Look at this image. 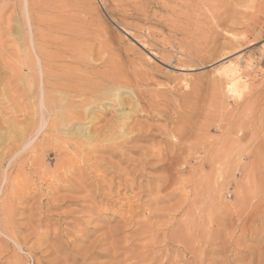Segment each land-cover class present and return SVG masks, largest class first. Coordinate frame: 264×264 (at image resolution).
<instances>
[{
    "label": "rangeland",
    "instance_id": "1",
    "mask_svg": "<svg viewBox=\"0 0 264 264\" xmlns=\"http://www.w3.org/2000/svg\"><path fill=\"white\" fill-rule=\"evenodd\" d=\"M0 82V264H264V0H0Z\"/></svg>",
    "mask_w": 264,
    "mask_h": 264
},
{
    "label": "bare ground",
    "instance_id": "2",
    "mask_svg": "<svg viewBox=\"0 0 264 264\" xmlns=\"http://www.w3.org/2000/svg\"><path fill=\"white\" fill-rule=\"evenodd\" d=\"M25 19H27V18H25ZM45 19V18H44ZM50 19V18H49ZM28 20V19H27ZM41 20H42V18H41ZM40 20V22H42ZM47 20H48V18H47ZM60 20H62V19H60ZM29 21V20H28ZM37 21H39V20H37ZM23 22H24V20H23ZM52 22L53 23H55V21H53L52 20ZM49 23H51L50 21H49ZM48 22L46 23V24H49ZM57 23V22H56ZM28 24V23H27ZM26 24V25H27ZM34 24V23H33ZM44 24H45V22H44ZM45 24V26H47ZM61 24V23H60ZM62 24H63V21H62ZM61 24V25H62ZM64 24H66V23H64ZM64 24H63V27H64ZM59 25V24H58ZM34 26V25H33ZM52 26V25H51ZM55 26V25H54ZM66 26V25H65ZM171 26H173V25H171ZM59 27H60V25H59ZM31 28H32V25H31ZM48 28V27H47ZM32 30V29H31ZM49 30H50V27H49ZM63 30V29H62ZM3 31V30H2ZM21 33V32H20ZM20 33H19V35H20ZM32 34V33H31ZM42 35H45V34H42ZM42 35H41V37H42ZM33 36H34V34H33ZM46 36V35H45ZM32 37V36H31ZM44 37V36H43ZM50 39V38H49ZM239 39V38H238ZM237 39V40H238ZM31 40H32V38H31ZM31 40H29V41H31ZM36 40V39H35ZM46 41V38H44L43 39V41ZM28 41V42H29ZM48 41H50V40H48ZM35 42V41H34ZM47 42V41H46ZM31 44V43H30ZM44 44V43H43ZM46 44V43H45ZM48 44V43H47ZM35 45H36V43H35ZM34 45V46H35ZM35 48V47H34ZM37 49V48H36ZM48 51V50H47ZM35 52H38V51H35ZM41 52V51H40ZM46 53H48V52H46ZM60 53V52H59ZM33 54V53H32ZM52 54H54V55H52ZM52 54H44V53H38L37 55H38V58H36V59H38V63L35 61V60H33L30 64H29V66L28 67H26L27 68V70L29 71V73H30V76H32L33 77V79H34V81L38 84V89H39V91H37V93L39 92V94H40V98L42 97V95H45V93H46V95H47V101H46V103H43V107H45V109L47 108L48 110H49V112H62V114L60 115H58V117L59 116H62V118H63V122H66V120H68V121H70L69 120V118H71L75 113L74 112H87V110L86 111H84V110H82L81 108H83V107H89L90 105H91V102H90V100H95L96 99V97L93 95V93L91 92L89 95L87 94V93H83V89H81V86H82V84L80 83V82H78V81H70L69 79L71 78L70 76L71 75H69V73L68 74H62V75H56V76H54V75H52L51 73H48L47 71H48V69H47V71H45L44 69H43V65H42V61L43 60H45V59H47V60H49V59H54V58H56L57 57V54H55V53H52ZM56 55V56H55ZM33 56V55H32ZM31 58V57H30ZM57 59H59V56H58V58ZM60 59H62V57H60ZM57 61V60H56ZM44 62V61H43ZM53 62V61H52ZM48 63V62H47ZM50 63V62H49ZM45 64H46V62H45ZM44 64V65H45ZM26 65V64H25ZM233 65V64H232ZM46 66H47V64H46ZM51 66H52V64H51ZM53 67V66H52ZM233 67H235V66H233ZM21 69V68H20ZM23 69V68H22ZM45 69H46V67H45ZM54 69H56L55 67H54ZM58 69H59V67H58ZM56 72V71H55ZM54 72V73H55ZM237 72H238V70L236 69V68H231V66L230 67H226L225 68V71L223 72V73H225V75H226V77L228 78V79H230V81H229V83H228V85H227V87L229 86V90H230V92H232L233 93V95H239V93H240V91H239V81H240V78H239V76L237 75ZM104 75H106V74H104ZM81 76V75H80ZM54 78V79H51V78ZM72 77H73V75H72ZM74 77H79V76H77V75H74ZM69 78V79H68ZM76 78V79H77ZM226 78V79H227ZM52 80V81H51ZM143 80V79H142ZM142 80L140 81V82H142ZM2 81V80H1ZM136 81H138V80H136ZM135 81V82H136ZM145 81V80H144ZM1 83V82H0ZM119 83H121V82H119ZM118 83V84H119ZM128 83V85L130 86V83L129 82H127ZM134 83V82H133ZM139 83V82H138ZM122 84V83H121ZM124 84V83H123ZM135 84V83H134ZM133 84V85H134ZM139 84H141V83H139ZM2 85H3V83H2ZM37 86V85H36ZM1 88V87H0ZM127 88V87H126ZM2 89V88H1ZM115 92V91H114ZM113 92V93H114ZM145 92H143V94H144ZM39 94H37L38 96H37V98L39 97ZM140 94V93H139ZM148 94V93H147ZM230 94V93H229ZM0 95H1V93H0ZM83 95V97L82 98H80L81 96ZM140 95H142V94H140ZM145 95V94H144ZM244 95V94H243ZM77 96V98H80L79 100H80V102H79V105H74V104H72L71 102H74V101H72L71 100V102H69V98H74V97H76ZM137 96V95H136ZM146 96H148V95H146ZM146 96H143V97H146ZM155 96V95H154ZM241 96V95H240ZM240 96H238V97H240ZM1 97V96H0ZM152 97H153V95H152ZM2 98V97H1ZM150 99H151V96L149 97ZM155 98V97H154ZM153 98V99H154ZM157 98V97H156ZM144 99V98H143ZM145 99H147V98H145ZM144 99V100H145ZM238 99V98H237ZM240 99V98H239ZM2 100V99H1ZM137 100H138V98H137ZM142 100V99H141ZM157 100V99H156ZM140 101V100H139ZM138 101V102H139ZM150 101H152V100H150ZM158 101H160V100H158ZM166 101V100H165ZM2 102V104H3V101H1ZM0 102V103H1ZM5 102V101H4ZM41 102V101H40ZM98 102V101H97ZM119 102H120V104L122 105L123 104V101H122V99L120 98L119 99ZM164 102V101H163ZM125 103V102H124ZM137 103V102H136ZM2 104H0V106H2ZM126 104V103H125ZM124 104V105H125ZM159 104H161L160 102H159ZM120 105V106H121ZM134 105H137V104H134ZM154 105H155V103H154ZM163 105H164V103H163ZM165 105H167V102L165 103ZM186 105V104H185ZM2 107H4V106H2ZM122 107H123V105H122ZM1 108V107H0ZM91 108V107H90ZM148 108V107H147ZM92 109V108H91ZM48 110H47V112H48ZM137 110L138 111H140L138 108H137ZM143 110V109H142ZM149 110H150V108H149ZM4 111V110H3ZM104 111V110H103ZM151 111H152V109H151ZM153 111H154V109H153ZM157 111V110H156ZM193 111H194V109H193ZM64 112H66V114L64 113ZM68 112V113H67ZM0 113L2 114V112H1V110H0ZM46 113V112H45ZM77 114V113H76ZM190 114H191V111H190ZM190 114H188L187 116L188 117H190ZM8 115V114H7ZM46 115V114H45ZM192 115V114H191ZM76 116V115H75ZM82 116L83 115H80V117L82 118ZM74 117V116H73ZM79 117V118H80ZM46 118H47V116H46ZM61 117H60V119L59 120H61L62 119ZM75 118V117H74ZM179 118H183V119H186V118H184L183 116L181 117H179ZM0 119H1V117H0ZM3 119H5V117L3 118ZM76 119V118H75ZM189 119V118H188ZM5 120H7V118L5 119ZM10 120V119H9ZM42 120H44V119H42ZM72 120H74V119H72ZM46 121V120H45ZM45 121H43V122H45ZM184 121V120H183ZM186 121V120H185ZM2 122H4V120L2 121ZM6 122H8V120L6 121ZM5 122V123H6ZM60 122V121H59ZM180 123H181V120L179 121ZM14 123V122H13ZM3 124V123H2ZM1 124V125H2ZM17 123H14V125H16ZM22 124V123H21ZM41 124H42V122H41ZM41 124H40V127H41ZM185 124V123H184ZM43 125V124H42ZM8 126V125H7ZM180 126H185L186 127V125H179V127ZM3 127V126H2ZM15 127V126H14ZM43 127V126H42ZM176 127V126H175ZM174 127V128H175ZM184 127V128H185ZM183 128V129H184ZM206 128V127H205ZM209 128V127H208ZM8 129V128H7ZM11 129V128H10ZM13 129V128H12ZM16 129V128H15ZM40 129H42V128H40ZM164 129H166V131H167V128H164ZM169 130V129H168ZM175 130H177V129H175ZM4 131H5V129H4ZM9 131V130H8ZM14 131V130H13ZM164 130H162V132H163ZM182 131V130H181ZM184 131H185V129H184ZM7 132V131H6ZM10 132H11V130H10ZM25 132H26V129H21L20 131H19V133H20V135L22 136V135H24L25 134ZM145 132V131H144ZM171 133H172V131H170ZM186 132H187V129H186ZM186 132H185V134H186ZM14 133V132H13ZM147 133V132H146ZM166 133V132H165ZM175 133V132H174ZM173 133V134H174ZM192 133V132H191ZM199 133V132H198ZM6 134H9V133H6ZM145 134V133H144ZM167 134H170V133H167ZM166 134V135H167ZM178 134V133H177ZM181 134V133H180ZM201 134V133H200ZM11 135V134H10ZM13 135V134H12ZM146 135V134H145ZM148 135V134H147ZM146 135V136H147ZM189 135V134H188ZM187 135V136H188ZM197 135V134H196ZM199 135V134H198ZM197 135V136H198ZM256 135V134H255ZM7 136V135H6ZM17 136V135H16ZM149 136V135H148ZM151 136V135H150ZM153 136V135H152ZM200 136V135H199ZM9 137V136H8ZM7 137V138H8ZM145 137V136H144ZM169 137V136H168ZM171 137H173V136H171ZM179 137V136H178ZM181 137V136H180ZM180 137H179V139H180ZM190 137V136H189ZM14 138H15V136H14ZM91 138V137H90ZM147 138V137H146ZM152 138V137H151ZM182 138V137H181ZM191 138H193L192 136H191ZM194 138H196V137H194ZM169 139V138H168ZM167 139V140H168ZM173 139V138H172ZM176 139H177V137H176ZM190 139V138H189ZM203 139V138H202ZM186 140H187V138H186ZM264 140V139H263ZM169 141V140H168ZM170 141H171V139H170ZM169 141V142H170ZM173 141V140H172ZM176 141V140H175ZM177 141H178V139H177ZM188 141V140H187ZM195 141V140H194ZM169 142H168V144H169ZM189 142V141H188ZM200 142H202V141H200ZM176 143V142H175ZM197 143H199V142H197ZM197 143H195V144H197ZM178 144H179V142H178ZM264 144V143H263ZM174 145H176V144H174ZM185 145V144H184ZM257 145V144H256ZM172 146V145H171ZM171 146H170V148H171ZM180 146V145H179ZM193 146V145H192ZM191 146V147H192ZM196 146V145H195ZM203 146V145H202ZM258 146H259V144H258ZM257 146V147H258ZM183 147V146H182ZM198 147V146H197ZM173 148V147H172ZM176 148V147H175ZM199 148H200V146H199ZM203 148V147H202ZM185 149V148H184ZM197 149V148H196ZM222 149V148H221ZM173 150H175L174 148L172 149V151ZM241 150V149H240ZM259 150V149H258ZM3 151V150H2ZM160 151H162V150H160ZM170 151V150H169ZM178 151V150H177ZM260 151H261V149H260ZM168 152V151H167ZM166 152V153H167ZM254 152V151H253ZM262 152H263V154H264V150H262ZM170 153H172L171 151H170ZM169 153V154H170ZM179 153V152H178ZM178 153H176V154H178ZM250 153V152H249ZM256 153V152H255ZM160 154H162V152L160 153ZM159 154V155H160ZM164 154V153H163ZM169 154H168V156H169ZM175 154V153H174ZM252 154V153H251ZM250 155V154H249ZM165 156V155H164ZM171 156V155H170ZM169 156V157H170ZM253 156V155H252ZM251 156V157H252ZM181 157V156H180ZM194 157V156H193ZM260 157V156H259ZM157 158V157H156ZM161 158V157H160ZM257 158V157H256ZM255 158V159H256ZM163 159V158H162ZM166 159H168L167 158V156H166ZM180 159H182V158H180ZM184 159V158H183ZM195 159V158H194ZM160 160V159H159ZM185 160V159H184ZM264 160V159H263ZM164 161V160H163ZM169 161V160H168ZM190 161V160H189ZM254 161V160H253ZM260 162V161H259ZM168 163V162H167ZM165 165V164H164ZM167 165V164H166ZM159 166V165H158ZM171 166V165H170ZM161 167H162V165H161ZM164 167V166H163ZM162 167V168H163ZM158 168V167H157ZM161 168V169H162ZM170 168V167H169ZM259 169V168H258ZM164 171V170H163ZM259 172V171H258ZM263 173V172H262ZM261 174V173H260ZM164 187V186H163ZM160 188V187H159ZM158 190V189H157ZM167 191H168V189H167ZM157 192H159V190L157 191ZM171 193V192H170ZM161 194V193H160ZM160 194H158V195H160ZM163 195V194H162ZM169 195V194H168ZM163 196H167V195H163ZM159 199V198H158ZM159 200H161V199H159ZM155 201H156V199H155ZM158 202V201H157ZM157 202H155V203H157ZM144 231V230H143ZM178 236V235H177ZM165 237H168V236H165ZM179 237V236H178ZM179 239H180V237H179ZM172 240H174V239H172ZM186 240V239H185ZM181 242V241H180ZM182 243H184V241L182 242ZM146 244H147V242H146ZM146 244H144V246L146 245ZM155 244V243H154ZM153 244V245H154ZM143 246V245H142ZM156 251H158V250H156ZM143 252V251H142ZM144 253V252H143ZM159 253H160V251H159ZM156 254V253H155ZM148 255H149V253H148ZM140 257H141V255H139Z\"/></svg>",
    "mask_w": 264,
    "mask_h": 264
}]
</instances>
